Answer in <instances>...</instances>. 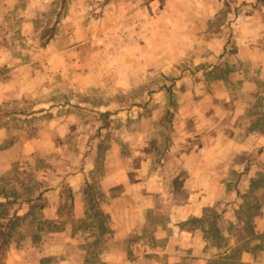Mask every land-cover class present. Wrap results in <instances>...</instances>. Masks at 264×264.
<instances>
[{
	"label": "rangeland",
	"instance_id": "374dc122",
	"mask_svg": "<svg viewBox=\"0 0 264 264\" xmlns=\"http://www.w3.org/2000/svg\"><path fill=\"white\" fill-rule=\"evenodd\" d=\"M263 68L264 0H0V264L38 263L39 229L53 228L74 264H237L222 252L252 236L264 175L235 223L220 216L244 172L264 173ZM116 174L136 183L125 209L106 194ZM183 188L202 194L200 219L180 221Z\"/></svg>",
	"mask_w": 264,
	"mask_h": 264
},
{
	"label": "crops",
	"instance_id": "0c3cea01",
	"mask_svg": "<svg viewBox=\"0 0 264 264\" xmlns=\"http://www.w3.org/2000/svg\"><path fill=\"white\" fill-rule=\"evenodd\" d=\"M264 71V68H263ZM264 104V99H260L259 102H257V105ZM260 115V114H258ZM259 119V118H258ZM211 132V131H210ZM225 137L228 136L227 132H225ZM210 138V146L217 147L220 145L217 144L214 139V133L209 135ZM227 143L231 144V141H227ZM232 145H235V143H232ZM238 146V145H235ZM243 149V147L241 148ZM250 168L248 171L244 172V176L239 180L238 184H236V187L231 189L230 195L234 198H238L239 201H237V205L232 210H228L224 212L220 216V222L227 221L228 225L229 223H235L234 220L236 217L239 216L241 210L243 209V204L241 198L246 197V195H250L252 193H260L261 189H259L257 186H260L258 183L262 179V175H264L261 172H257L255 174H252V171L255 170ZM264 169V168H263ZM260 171H261V165H260ZM105 186L107 185L106 189H110L113 192L106 193L108 196V201H112L113 199H116L120 202V207L125 209V204L123 202H126L128 200V196L125 193L127 189H131L128 186L129 184H134L135 181H132L131 183L128 182L126 179H118V174L114 176H105L103 178ZM136 184V183H135ZM155 179L149 178V184H146L150 186L151 190L147 189L146 198L148 200H154L156 199V195L160 196V194H156L153 190V187L151 185H155ZM255 188H258L257 191ZM122 191V193L118 192ZM227 190V189H226ZM184 191V192H183ZM183 195L186 198V201L188 200V196H190L189 199L193 201L192 204L187 205V203L180 209L179 212V219L181 222H186L188 218H196L200 219L202 216L201 213V204H196L199 200V197L202 194H191L186 192L185 188L182 189ZM207 195V193H205ZM229 195V196H230ZM259 195V194H258ZM48 198L46 200V203L44 207L41 209V213L43 215L44 220H49L52 222L57 221L58 219V212L57 207L54 198H50V195H46ZM45 197V196H42ZM164 197L163 195L161 198ZM75 198V197H74ZM233 198V200H234ZM77 204V202H76ZM234 205V204H233ZM154 206H152L153 208ZM123 209H119L121 212ZM104 213V212H103ZM105 213H108L111 224L110 229L111 231L115 230V232H120L123 234H127L132 229L129 225V222L127 221L126 215H119L116 218V214L110 210H106ZM74 215L76 219H82L84 217V212H79L77 205L74 207ZM107 215V214H106ZM118 223V230H116V224ZM249 229L251 230L252 236L246 237L240 242H235L233 240L230 241L228 246L223 250L222 256L226 257L230 252L236 253V263L237 264H264V240L262 239L264 236V208L257 211L256 214L252 213V218L249 220ZM248 227V226H247ZM217 230L220 234H224L227 229H224L221 225V223L218 224ZM66 230H58V231H51L49 233L47 232H40V243L38 246L34 247L37 251L35 254V257L38 259V263L36 261L35 264H74L76 259L79 260L78 256H73L71 254H66V249L71 247V245L74 244V241L71 239V235H66ZM46 235V238L44 237ZM198 247H195L194 249H197ZM194 253H196V250H194ZM228 259V258H227ZM232 260H229L230 263H235V260L231 258ZM43 260V262H42Z\"/></svg>",
	"mask_w": 264,
	"mask_h": 264
},
{
	"label": "trees",
	"instance_id": "16d2710c",
	"mask_svg": "<svg viewBox=\"0 0 264 264\" xmlns=\"http://www.w3.org/2000/svg\"><path fill=\"white\" fill-rule=\"evenodd\" d=\"M39 197H40V194L37 196V198L39 199ZM36 198V199H37ZM8 203V202H7ZM11 203V202H10ZM0 206H4V208H3V210L2 211H0V219H6L7 217H8V212H7V205H6V203L5 204H0ZM97 215L100 217V218H104V219H107L108 217H107V215L105 214V213H103L100 209H98V211H97ZM12 218H15V217H12ZM41 225H47V226H52V228L54 227L53 225H54V222H52V221H49V220H42L41 221ZM9 226H10V228H11V226H12V220H11V218L10 219H8V223L7 224H1L0 223V249L1 248H4V246L7 244V242H8V239H9ZM105 230H107V231H109V228L107 227V228H105ZM43 230L42 229H39V234H40V232H42ZM52 231H58L56 228H53V230ZM38 238H40V237H38Z\"/></svg>",
	"mask_w": 264,
	"mask_h": 264
}]
</instances>
